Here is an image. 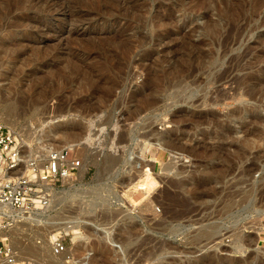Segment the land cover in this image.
Instances as JSON below:
<instances>
[{"label":"rangeland","instance_id":"rangeland-1","mask_svg":"<svg viewBox=\"0 0 264 264\" xmlns=\"http://www.w3.org/2000/svg\"><path fill=\"white\" fill-rule=\"evenodd\" d=\"M0 75V122L83 167L19 262L264 264V0H0Z\"/></svg>","mask_w":264,"mask_h":264},{"label":"built area","instance_id":"built-area-1","mask_svg":"<svg viewBox=\"0 0 264 264\" xmlns=\"http://www.w3.org/2000/svg\"><path fill=\"white\" fill-rule=\"evenodd\" d=\"M81 166L82 161L74 154L72 146L51 148L43 156L42 152H34L19 135L0 122L1 229H8L13 223L11 218L3 215L7 210L28 215L48 208L56 190L69 185ZM260 228L264 237V217ZM52 249L55 254L62 253L64 246L60 238L53 241ZM0 261L17 264L7 238L0 239Z\"/></svg>","mask_w":264,"mask_h":264},{"label":"bare ground","instance_id":"bare-ground-1","mask_svg":"<svg viewBox=\"0 0 264 264\" xmlns=\"http://www.w3.org/2000/svg\"><path fill=\"white\" fill-rule=\"evenodd\" d=\"M13 72L14 71H11V75L13 74ZM1 76V75H0ZM7 120V119H6ZM8 121H10V120H8ZM6 123H8V122H6ZM10 124H11V122H9ZM8 125V124H7ZM50 127V126H49ZM51 129V128H50ZM53 129V128H52ZM46 130V131H45ZM44 131L45 132H43L44 134H45V136H47L49 133H51V135H52V137L54 136V135H56V137L58 138V134L56 133V132H54V130H47V129H45ZM43 134V135H44ZM41 137V136H40ZM49 137V136H48ZM47 137V138H48ZM52 137H50V138H52ZM22 138V137H21ZM22 140H23V138H22ZM41 140V139H40ZM23 142L25 143V141L23 140ZM29 144V143H28ZM48 144V143H47ZM47 144H45V146L42 148L41 147V151H42V155L43 156H45V154L47 153V151H48V147H50V146H46ZM134 146H135V149H134V154H136L135 155V158H136V160L137 161H139L141 158H143V157H145L144 155H145V153H146V150H147V147L149 146V143H147V142H145V141H140L139 142V140L138 141H136L135 142V144H134ZM39 147V146H38ZM40 148V147H39ZM37 149V148H36ZM41 151H34V152H41ZM32 151H30V153H31ZM139 163V162H138ZM83 172V167H81L80 169H79V173H82ZM79 176H80V174H78ZM81 178V177H80ZM54 203L55 201H54V198L52 199V201H51V203ZM4 216H6V217H9V218H11L12 219V221H14L15 222V224H20L19 222L20 221H24V222H29L30 224H33V225H37V224H39V223H42V224H48L49 222H48V219L46 218V220H44V217H45V213L43 212V211H35V212H33V213H30V214H28V215H23V214H21V213H19L18 211H12V210H7V212L6 213H4L3 214ZM262 215H263V213H262ZM262 215H260V218H261V220H262V218H263V216ZM2 216V214H0V217ZM251 221V220H250ZM251 223V222H250ZM253 224V223H252ZM249 227H251V230H252V228L255 230V234L257 235V233L259 232V230H261V228H260V224H259V222L258 223H254L253 225H251V226H249ZM249 227H247V228H249ZM58 228H60L63 232H69V231H72V230H74V228H75V226H73L72 224L71 225H69V223H65V224H62V225H60V226H58ZM246 228V227H245ZM244 228V229H245ZM36 233V238H37V240H39L40 239V242H41V239L43 240V237H44V234H43V232L42 233H40V232H35ZM45 233V232H44ZM66 234H68V233H66ZM253 234V233H252ZM12 235H13V232L11 231V229L9 230V228L8 229H5V230H3V229H1V227H0V239H3V238H7V240H8V242L10 243L11 242V237H12ZM255 236V235H254ZM46 237L49 239V241H50V243H52L55 239H54V237H55V235L54 234H52V233H50V231L49 230H47L46 231ZM257 237V236H256ZM16 240V239H15ZM261 242L262 243H264V239L263 240H261ZM19 243V242H18ZM39 243V242H38ZM11 244V243H10ZM13 244V243H12ZM41 244V243H40ZM12 247H14V249H15V246H12ZM13 249V250H14ZM30 249V252H34V251H40V253L42 252V251H44V250H46V249H44L43 250V248H42V251H41V247H39L38 245H37V243H35V247H34V249H31V248H29ZM237 249L238 250H242L240 247H237ZM25 252H28V248H24L23 249ZM44 252H46V251H44ZM239 252V251H238ZM45 255H46V253H44ZM43 254V255H44ZM45 255H44V257H45ZM20 255H18V253H14V258H15V263H17V264H19L20 262L19 261H21L22 260V258L21 257H19ZM53 257V256H52ZM60 257V256H59ZM46 258H48V257H46ZM49 259L51 260H49V263L51 262V264L53 263V264H55V262L57 261H55L54 262V260L51 258V257H49ZM48 261V260H47ZM59 262H56V264H58ZM0 264H3V262L2 261H0ZM27 264V263H26Z\"/></svg>","mask_w":264,"mask_h":264}]
</instances>
